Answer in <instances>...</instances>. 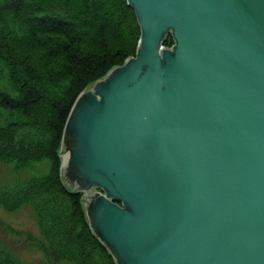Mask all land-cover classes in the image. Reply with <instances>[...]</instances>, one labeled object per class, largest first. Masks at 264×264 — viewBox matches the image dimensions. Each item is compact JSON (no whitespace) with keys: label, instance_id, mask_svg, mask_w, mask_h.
Here are the masks:
<instances>
[{"label":"water","instance_id":"obj_1","mask_svg":"<svg viewBox=\"0 0 264 264\" xmlns=\"http://www.w3.org/2000/svg\"><path fill=\"white\" fill-rule=\"evenodd\" d=\"M128 2L137 54L76 101L66 187L117 264H264V0Z\"/></svg>","mask_w":264,"mask_h":264},{"label":"trees","instance_id":"obj_2","mask_svg":"<svg viewBox=\"0 0 264 264\" xmlns=\"http://www.w3.org/2000/svg\"><path fill=\"white\" fill-rule=\"evenodd\" d=\"M141 36L128 0H0V162L49 163L48 175L0 192V206L33 209L47 264H117L63 181L61 149L78 98L134 58ZM0 264L23 263L0 250Z\"/></svg>","mask_w":264,"mask_h":264},{"label":"rangeland","instance_id":"obj_3","mask_svg":"<svg viewBox=\"0 0 264 264\" xmlns=\"http://www.w3.org/2000/svg\"><path fill=\"white\" fill-rule=\"evenodd\" d=\"M48 171V162H41L24 170H17L14 164L0 163V192L18 189L22 182L31 177L47 174ZM42 247L44 240L31 207L6 213L0 206L1 251L12 255L23 264H47Z\"/></svg>","mask_w":264,"mask_h":264},{"label":"bare ground","instance_id":"obj_4","mask_svg":"<svg viewBox=\"0 0 264 264\" xmlns=\"http://www.w3.org/2000/svg\"><path fill=\"white\" fill-rule=\"evenodd\" d=\"M171 47H168V49H170ZM1 163V162H0ZM39 163H41V162H39ZM39 163H36V164H39ZM3 164H5V163H3ZM6 164H8V163H6ZM16 166V165H15ZM35 166V164L34 165H32V167H34ZM17 167V166H16ZM31 167V168H32ZM17 169V168H16ZM28 169H30V168H28ZM18 170V169H17ZM19 170H24V169H21V168H19ZM48 173H49V171H48ZM48 173L47 174H43V175H40V176H35V177H31V179L29 178L28 180H26V181H24V182H22V184L21 185H24V184H28L31 180H33L34 178H42V177H44L45 175H48ZM6 191V190H5ZM8 191H12V189H9ZM99 194H102V195H104V193H102L100 190H96ZM3 192V191H2ZM3 209V208H2ZM3 211L4 212H6V213H14V212H7V211H5L4 209H3ZM16 212V211H15ZM35 213V212H34ZM35 216H36V214H35ZM36 219H37V217H36ZM37 223H38V221H37ZM42 250V249H41Z\"/></svg>","mask_w":264,"mask_h":264},{"label":"built area","instance_id":"obj_5","mask_svg":"<svg viewBox=\"0 0 264 264\" xmlns=\"http://www.w3.org/2000/svg\"><path fill=\"white\" fill-rule=\"evenodd\" d=\"M163 48H165V49H168V47H167V46H165V45L163 46Z\"/></svg>","mask_w":264,"mask_h":264}]
</instances>
